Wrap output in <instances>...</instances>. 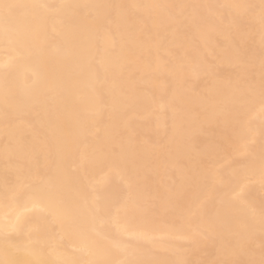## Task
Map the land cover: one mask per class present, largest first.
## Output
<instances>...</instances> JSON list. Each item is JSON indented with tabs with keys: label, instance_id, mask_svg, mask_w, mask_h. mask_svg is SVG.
<instances>
[{
	"label": "bare ground",
	"instance_id": "6f19581e",
	"mask_svg": "<svg viewBox=\"0 0 264 264\" xmlns=\"http://www.w3.org/2000/svg\"><path fill=\"white\" fill-rule=\"evenodd\" d=\"M0 264H264V0H0Z\"/></svg>",
	"mask_w": 264,
	"mask_h": 264
}]
</instances>
